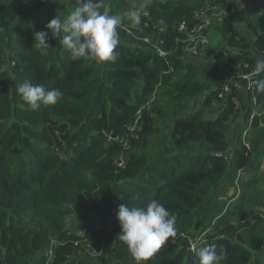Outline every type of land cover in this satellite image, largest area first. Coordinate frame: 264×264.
Listing matches in <instances>:
<instances>
[{
    "label": "trees",
    "instance_id": "trees-1",
    "mask_svg": "<svg viewBox=\"0 0 264 264\" xmlns=\"http://www.w3.org/2000/svg\"><path fill=\"white\" fill-rule=\"evenodd\" d=\"M4 1L0 0V264H135L117 236V212L120 204L142 206L150 198L176 215L177 235L143 264H195L191 238L200 235L206 239L204 245L226 252L221 264H251L254 253L264 249V215L254 207L246 209L249 199L257 200L249 189L260 180L257 171L264 164V114L252 120V150L243 136L254 108L263 109L264 93L255 89L247 101L241 95V109L236 111L237 92L219 99L217 67L202 58L185 59L176 25L206 0H152L147 31L158 41L159 26L154 25H166L170 72V65L150 46L122 33L114 61H73L57 38L49 39L52 48L41 56L34 34L47 31L51 37L46 25L54 18L44 13L43 0H27L26 12L19 10L20 3L7 10ZM218 1L231 9L230 0ZM101 2L113 14L126 9V0ZM235 9L216 26L225 38L220 52L228 55L229 69L249 72L255 58L264 56V13L250 3ZM25 79L59 88L64 96L54 106L32 111L15 91ZM157 92L174 102L170 123H161L166 112ZM149 101L151 114L143 115V131L133 138L127 126ZM198 102L199 108L189 109ZM206 109L217 115L203 117ZM238 117L239 130L231 139ZM163 124L168 128L164 134ZM110 133L114 139H109ZM225 151L230 152L229 160L219 155ZM234 186L237 193H229ZM220 196L224 200L217 203ZM236 196L237 202L228 205ZM85 238L102 253L82 257L75 242Z\"/></svg>",
    "mask_w": 264,
    "mask_h": 264
},
{
    "label": "clouds",
    "instance_id": "clouds-1",
    "mask_svg": "<svg viewBox=\"0 0 264 264\" xmlns=\"http://www.w3.org/2000/svg\"><path fill=\"white\" fill-rule=\"evenodd\" d=\"M151 4L152 0H133L122 13L113 14L101 0H76V6L66 16L56 15L48 22L46 28L51 37L47 31L34 34V46L46 57L52 48L49 39L57 38L73 61H114L117 57L114 50L120 42L119 26L124 19L133 27L139 26L142 17L148 16ZM253 71L259 77L254 87L257 92L264 93V56L255 58ZM15 91L32 111H38L42 106H54L64 96L59 88L50 89L28 79L16 85ZM117 219L120 225L117 236L127 246L135 264L148 261L177 235L176 215L158 199L150 198L142 206L120 204ZM193 252L197 258L195 264H221L226 257V252L223 249L218 252L214 244L195 247Z\"/></svg>",
    "mask_w": 264,
    "mask_h": 264
},
{
    "label": "built area",
    "instance_id": "built-area-1",
    "mask_svg": "<svg viewBox=\"0 0 264 264\" xmlns=\"http://www.w3.org/2000/svg\"><path fill=\"white\" fill-rule=\"evenodd\" d=\"M252 0H230L231 9L229 10L227 6L220 3L218 0H206L205 5L197 10H195L191 16L181 18L176 25L179 36L177 41L182 44L184 50L185 59L190 58H200L201 56H208L214 61L216 69V77H220L221 83L216 85L218 89L219 99L226 100L230 97L231 94L237 92L234 96L233 101L236 111L241 109V95L245 93H255L254 82L259 79L258 76L254 74V71L246 72L242 69H229L227 67L228 55L226 53H221L216 48L212 51H208L210 44L209 33L213 29H216L220 21H222L230 12L235 11L237 5L249 4ZM76 3V0H74ZM144 21H141L139 26L133 27L132 24L126 19L123 20L122 24L119 26L118 31L124 34L125 36L131 38L133 41L139 44H144L150 46L160 57L164 58L167 64L170 65V72L173 70V65L169 60V56L172 53L170 50L164 48V42L166 40L167 28L166 25L162 22L155 24L154 26H159V37L158 41L155 38L148 34L147 26L150 24L151 15L148 12L147 17H143ZM12 65L14 62H11ZM216 63V64H215ZM155 95H153L152 100H155ZM214 105H217V101H213ZM253 104L257 105V97L254 96ZM153 106V102L149 101L146 104L141 105L135 114L133 120L127 126V130L131 132L133 138H138L140 132L143 131V115L149 113L150 107ZM264 114V105L263 109H260V106L254 108L252 114L249 117L248 126L244 130L243 140L245 145L249 150H252V144L249 140V134L251 131V123L255 116H262ZM264 125V122H261ZM112 133H110L109 139H114ZM129 146V145H128ZM130 148V146H129ZM124 159L121 158L120 165H123ZM79 236H83V230L78 231ZM205 238L203 235L191 238V248L198 246H203L205 243ZM76 245H79L82 248L81 254L84 258H94L102 253L101 249H98L91 241V239L85 238L83 243L82 240L78 239L75 242ZM53 249L49 250V258H52ZM50 260V259H49ZM48 260V262H49Z\"/></svg>",
    "mask_w": 264,
    "mask_h": 264
},
{
    "label": "rangeland",
    "instance_id": "rangeland-1",
    "mask_svg": "<svg viewBox=\"0 0 264 264\" xmlns=\"http://www.w3.org/2000/svg\"><path fill=\"white\" fill-rule=\"evenodd\" d=\"M173 1H175V3H176V2H181L183 0H173ZM258 1L252 0L251 2H254V4L252 6H253V8L255 10H257L260 13V15H262L264 13V2H263L264 0H258ZM6 2H7V0L4 1L2 6L5 9L7 8V10H8L13 5H12V3H9V4L7 3L6 4ZM70 2L74 5V7L76 6V3L74 2V0H71ZM130 4H131V1L130 0H126L125 8L127 9L130 6ZM28 7H29V5L25 7V9H24L25 12L27 10L28 11L30 10V7L29 8ZM68 7H69V3H68ZM66 15H64V16H66ZM209 38H210V44H209L208 48L215 47L216 50H218L219 52L224 48L225 38H224V35H222V33L220 32L219 27L216 28V29H213L211 31V33H209ZM208 51H210V50H208ZM200 58L204 59L207 62H212L214 64V61L208 56H201ZM11 65H12V63H11ZM159 92H157V98L160 95ZM159 101H160V105L164 108V111L166 112V116H165L166 119L165 120L161 119L162 120L161 123H163V122L165 124L166 123H170V121H171L170 118H172V114H173V112L175 110L174 102H173V100L167 101V100L163 99L161 95L159 97ZM200 102L197 103L196 107H192V108L189 107V109L193 110L194 108L195 109L199 108L201 106ZM201 115L203 117H208V116H212V115H217V112L216 111H209L208 109H206V111L201 112ZM159 121H160V118H159ZM240 122H241L240 121V117H238V120H236L237 124L233 127V130L230 133V138L231 139H234L236 130L237 129L239 130V124L238 123H240ZM165 124H163V126L160 125V128H161L160 131H162V134H164L168 130V128H167V126ZM160 134H161V132H159V136H160ZM157 137H158V135H157ZM155 139H156V137H155ZM263 158H264V156H263ZM16 161L17 160H15L14 162H16ZM257 173L261 176L260 180L258 182H254L252 184V187L249 189L250 190L249 191L250 195L252 193H254V195H257L256 196L257 200L256 201H251L249 199L247 201V203H246V209L254 207L255 209H260V212L264 215V200H263V197H262L264 195V194H262V193H264V164L262 165L261 169L259 171H257ZM251 176L252 175L249 174V175H247V178L251 177ZM242 181H243V177L241 176V178H239L238 182H237L238 183V187H239V185L242 184ZM238 187H235V186L234 187H230L229 193H231V194H235V192L237 193L236 190H238ZM223 200H224V197L220 196L219 199L217 200V203H220ZM236 202H237V196L235 198L231 199L229 201L228 205L234 204ZM251 264H264V249L259 251V252L254 253V256H253Z\"/></svg>",
    "mask_w": 264,
    "mask_h": 264
},
{
    "label": "crops",
    "instance_id": "crops-1",
    "mask_svg": "<svg viewBox=\"0 0 264 264\" xmlns=\"http://www.w3.org/2000/svg\"><path fill=\"white\" fill-rule=\"evenodd\" d=\"M6 1V0H5ZM71 0H43L45 4V10L44 13L48 14L51 17H55L56 15L64 16L68 14L69 11H71L74 8V5L70 2ZM258 1V0H256ZM259 2V1H258ZM264 2V1H263ZM12 3L13 6L17 5V3H20L19 10L22 12H25V7L27 5V0H7L6 4ZM69 3V7H68ZM251 5L254 4V2L250 3ZM29 8V7H28ZM118 33H121L118 31ZM215 47L210 48L209 50H213ZM248 94H244V98L247 101L248 100Z\"/></svg>",
    "mask_w": 264,
    "mask_h": 264
},
{
    "label": "water",
    "instance_id": "water-1",
    "mask_svg": "<svg viewBox=\"0 0 264 264\" xmlns=\"http://www.w3.org/2000/svg\"><path fill=\"white\" fill-rule=\"evenodd\" d=\"M219 155L226 158L227 160L230 159V152H228V151L222 152Z\"/></svg>",
    "mask_w": 264,
    "mask_h": 264
}]
</instances>
